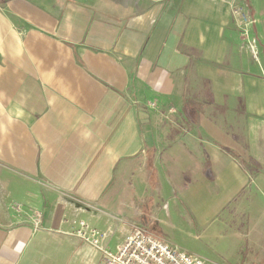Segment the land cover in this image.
I'll use <instances>...</instances> for the list:
<instances>
[{
  "label": "crops",
  "instance_id": "1",
  "mask_svg": "<svg viewBox=\"0 0 264 264\" xmlns=\"http://www.w3.org/2000/svg\"><path fill=\"white\" fill-rule=\"evenodd\" d=\"M237 4L264 41V0H0V264H97L79 222L112 250L144 217L169 241L165 209L181 230L227 209L264 248V64ZM155 103L196 134H156Z\"/></svg>",
  "mask_w": 264,
  "mask_h": 264
},
{
  "label": "rangeland",
  "instance_id": "2",
  "mask_svg": "<svg viewBox=\"0 0 264 264\" xmlns=\"http://www.w3.org/2000/svg\"><path fill=\"white\" fill-rule=\"evenodd\" d=\"M235 6L243 7L245 12L253 20V23L249 26L250 32V28L252 26H256V18L244 5L242 6L237 4ZM243 36L245 37L244 40L248 39L244 34ZM249 42H247L245 46L249 49V52L252 53L251 56L259 58L261 63L264 64V41L258 39L254 32H251ZM252 44L254 47L253 49ZM151 111L153 113V120L155 123L154 127L157 130L156 134H170V136L173 137L178 135L179 132L177 123L179 125L181 123L183 124L184 119L182 116L178 117L175 111L161 110L156 103L151 106ZM167 114H170V116ZM216 114V118L224 120L221 112H216ZM183 125L184 127L182 128L186 129L189 134L192 136L196 134L193 127L189 125L185 126V124ZM166 128H168V130ZM203 137L204 135L201 136V139H203ZM226 210L227 209H222V212L216 219L201 224L196 223L193 227L186 221V224L183 225L185 229L181 230L180 228H177V223L174 221L171 213L165 209L162 217L165 227L163 235L173 244H178V246L182 249L204 259L210 264H264V248L259 249V247L250 246L247 242V238H244V236L248 233L247 231H244L246 223L243 225L240 222L241 218L226 215ZM158 211V208H153L152 210V214H155H153L155 218L160 217ZM148 220V217H144V228L148 227ZM77 229L74 232L75 235ZM105 232L108 234L107 240L110 242V237L113 232L112 230L110 232ZM80 240L83 244L94 248L99 253V257L101 258V251L99 248L92 246L81 238Z\"/></svg>",
  "mask_w": 264,
  "mask_h": 264
},
{
  "label": "built area",
  "instance_id": "3",
  "mask_svg": "<svg viewBox=\"0 0 264 264\" xmlns=\"http://www.w3.org/2000/svg\"><path fill=\"white\" fill-rule=\"evenodd\" d=\"M233 15L238 28L249 40V26L253 20L240 6L233 8ZM10 208L21 210V206L16 203ZM35 213L39 220L40 212ZM35 224L37 225L38 221ZM76 235L100 249L101 258L97 264H210L141 226H134L114 250L109 247L106 232L92 228L85 222H79Z\"/></svg>",
  "mask_w": 264,
  "mask_h": 264
},
{
  "label": "trees",
  "instance_id": "4",
  "mask_svg": "<svg viewBox=\"0 0 264 264\" xmlns=\"http://www.w3.org/2000/svg\"><path fill=\"white\" fill-rule=\"evenodd\" d=\"M223 150L235 157L237 156L236 153L232 150H228L224 148ZM239 161L246 168V170L250 173V175H253L255 172L260 170L259 164H257L253 159H250L248 161H244V160H239Z\"/></svg>",
  "mask_w": 264,
  "mask_h": 264
}]
</instances>
